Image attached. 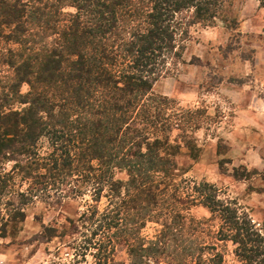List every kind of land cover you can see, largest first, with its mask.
Here are the masks:
<instances>
[{
    "label": "trees",
    "instance_id": "trees-1",
    "mask_svg": "<svg viewBox=\"0 0 264 264\" xmlns=\"http://www.w3.org/2000/svg\"><path fill=\"white\" fill-rule=\"evenodd\" d=\"M224 3L0 0V67L10 74L0 78V157L25 160L24 166L16 160L13 167L27 184L17 192L18 215L36 199L51 204L64 197L59 175L94 177L96 196L104 185L112 199L126 191V199L113 202L110 213L97 217L93 207L80 216L79 240L68 245L73 264H124L115 262L108 234L118 225L128 264H189L187 258L191 264L223 263L212 244L196 242L177 251L166 250L162 242L163 236L174 242L187 227L177 207L183 200L172 183L176 165L167 153L178 144L191 151L194 146L187 138L191 121L184 112L166 115L170 101L151 89L168 61L176 65L182 59L187 29L211 24L222 15ZM68 8L73 11L65 12ZM22 85L28 89L23 95ZM10 101L23 107L14 110ZM174 130L181 132L179 143L171 140ZM42 137L51 148L47 171L35 150ZM110 168L125 171L127 181H113ZM2 183L3 191L6 179ZM191 184L198 204L218 224L214 239L233 246L235 263L264 264V231L234 200L220 198L214 185ZM163 211L172 222L158 239L140 238L146 222H158Z\"/></svg>",
    "mask_w": 264,
    "mask_h": 264
},
{
    "label": "rangeland",
    "instance_id": "rangeland-1",
    "mask_svg": "<svg viewBox=\"0 0 264 264\" xmlns=\"http://www.w3.org/2000/svg\"><path fill=\"white\" fill-rule=\"evenodd\" d=\"M262 3L264 0H225L222 15L211 24L190 26L181 43L185 47L182 59L176 65L168 61L166 71L152 86V95L170 101L166 115L184 112L191 121L187 138L192 141L190 146H194L191 151L178 144L167 153L176 165L172 183L183 200L177 207L187 227L185 233L180 231L181 236L174 237V242L163 236L166 250L180 251V247L196 242L209 243L223 255L222 264H236L233 246L214 239L218 224L209 219L208 210L198 204L191 182L214 185L220 198L234 200L256 227L264 231V150L259 149L254 136L256 133L264 136ZM72 11V8L65 10ZM6 71L5 67H0V78L10 75ZM27 90L26 85L20 88L22 95ZM240 90H254V96ZM255 98L263 104L254 103ZM8 104L14 110L23 107L16 101ZM171 136V140L182 141L179 130H174ZM35 150L43 157L41 163L46 164L42 166L47 171L49 161L45 158L51 148L46 137L38 140ZM16 160L20 166L25 165L21 156L0 157V264H73L74 252L68 245L79 240L80 216L90 214L88 208L93 207L97 217L110 213L114 210L113 202L126 199V191L121 189L120 196L112 199L110 189L104 185L96 196L94 177L86 178L85 174L76 172L66 177L59 175L64 197L52 200L51 204L36 199L22 208L20 216L16 207L17 192L25 190L27 184L21 180L22 173L13 168ZM92 164L98 167L96 161ZM108 177L122 183L128 178L125 171L112 168ZM3 179L6 186L2 191ZM171 222V217L163 211L158 222H146L139 237L155 241L163 227ZM108 234L115 262L128 264L127 245L120 225ZM186 260L191 264L192 259Z\"/></svg>",
    "mask_w": 264,
    "mask_h": 264
},
{
    "label": "crops",
    "instance_id": "crops-1",
    "mask_svg": "<svg viewBox=\"0 0 264 264\" xmlns=\"http://www.w3.org/2000/svg\"><path fill=\"white\" fill-rule=\"evenodd\" d=\"M241 92H243V94H246L247 92L246 91H248V90H240ZM264 91V90H263ZM248 92H250V95H253L254 96V93H252V92H254V90H249ZM256 99V98H255ZM254 103H256V104H258V103H261V104H263L261 101H260V99H256L255 101H254ZM253 104V103H252ZM252 104L250 105V106H252ZM254 108V107H253ZM255 136V142L258 144V146H259V149H262V150H264V136L263 137H261V136H259L257 133H256V135H254Z\"/></svg>",
    "mask_w": 264,
    "mask_h": 264
}]
</instances>
